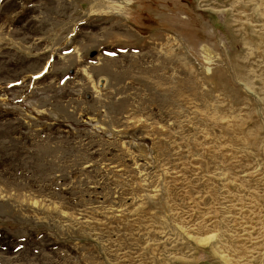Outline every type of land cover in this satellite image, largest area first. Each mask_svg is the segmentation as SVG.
Wrapping results in <instances>:
<instances>
[{
    "label": "rangeland",
    "instance_id": "1",
    "mask_svg": "<svg viewBox=\"0 0 264 264\" xmlns=\"http://www.w3.org/2000/svg\"><path fill=\"white\" fill-rule=\"evenodd\" d=\"M0 264H264V0H0Z\"/></svg>",
    "mask_w": 264,
    "mask_h": 264
}]
</instances>
